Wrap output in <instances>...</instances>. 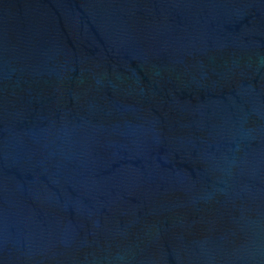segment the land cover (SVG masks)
<instances>
[{
  "label": "water",
  "instance_id": "obj_1",
  "mask_svg": "<svg viewBox=\"0 0 264 264\" xmlns=\"http://www.w3.org/2000/svg\"><path fill=\"white\" fill-rule=\"evenodd\" d=\"M0 264H264V0H0Z\"/></svg>",
  "mask_w": 264,
  "mask_h": 264
}]
</instances>
